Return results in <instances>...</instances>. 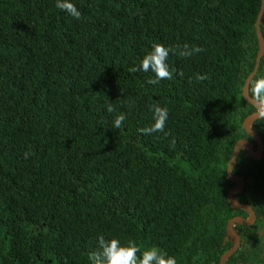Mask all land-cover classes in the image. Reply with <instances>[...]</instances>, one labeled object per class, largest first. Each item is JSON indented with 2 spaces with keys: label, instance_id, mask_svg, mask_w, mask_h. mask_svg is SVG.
Returning a JSON list of instances; mask_svg holds the SVG:
<instances>
[{
  "label": "trees",
  "instance_id": "1",
  "mask_svg": "<svg viewBox=\"0 0 264 264\" xmlns=\"http://www.w3.org/2000/svg\"><path fill=\"white\" fill-rule=\"evenodd\" d=\"M71 2L79 19L54 0H0V264H88L99 235L218 264L228 220L248 217L227 202L226 167L238 140L255 145L242 87L261 0ZM153 43L171 49L172 77L149 84L132 69ZM185 44L201 51L181 57ZM262 73L264 54L251 81ZM154 103L168 108L167 136L140 132ZM250 127L262 156L240 151L232 174L256 218L234 225L225 264H264V120Z\"/></svg>",
  "mask_w": 264,
  "mask_h": 264
},
{
  "label": "clouds",
  "instance_id": "2",
  "mask_svg": "<svg viewBox=\"0 0 264 264\" xmlns=\"http://www.w3.org/2000/svg\"><path fill=\"white\" fill-rule=\"evenodd\" d=\"M54 7L58 11L65 12L67 15L76 19H79L81 15L80 11L71 2V0H54ZM170 51L171 49L163 44L153 43L150 46V50L147 51V53L140 60L139 67L133 68L132 71L150 72L152 74V78L147 81L149 84H156L161 80L171 79L172 72L170 71L169 65L166 62ZM199 51H201L199 47H189V45L185 44L181 47L179 55L181 57L187 58ZM204 78L205 77L203 75L196 76L197 80H202ZM250 98L256 107L255 113L253 114L254 117L258 120H264V73L250 81ZM105 111L109 114L115 111L111 102L108 101V103L105 105ZM148 111L150 113L151 123L148 127L140 129V132L142 134L160 132L164 136H167L168 134L164 131V129L165 122L168 118V108L166 106H160L159 104L154 103L149 106ZM124 120L125 115L123 113L116 114L111 121L112 129H120ZM30 155V151L25 152L24 158L27 159ZM232 183L233 187L234 182ZM246 219H249V216ZM229 240L231 241L232 246L231 237H229ZM138 252H140L139 256H137ZM87 260L88 264H177L176 258L174 256L168 255L163 249L157 247H148L141 252L134 241L129 240L126 243H121L116 238L105 239L103 235L97 236L95 250L88 253Z\"/></svg>",
  "mask_w": 264,
  "mask_h": 264
},
{
  "label": "water",
  "instance_id": "3",
  "mask_svg": "<svg viewBox=\"0 0 264 264\" xmlns=\"http://www.w3.org/2000/svg\"><path fill=\"white\" fill-rule=\"evenodd\" d=\"M263 12H264V0H261L260 9H259L258 14L256 16L255 25H254L255 35H256L257 44H258V51H257L256 57H255V63H254L253 70L245 79V82H244L243 87H242L243 99L247 103L252 105L255 108V110H256V107H255L254 102L251 100V98L249 96L248 87H249V83H250L251 79L253 78L254 74L256 73V70H257L258 65H259V61L264 54V39L260 33V21H261V17L263 15ZM254 113L248 115L243 120L242 129L245 131L246 135L249 136L252 141H254L255 147L248 140H244V139L238 140L233 147L231 158L228 161V163H227L228 165L226 167V178H227V180L234 182V186L231 187L227 192V196H226L227 202H228V204L232 210L237 208V209H240V210L244 211L245 213H247L249 216V219H243L242 217L235 216V217L228 220L227 225H226V235H225L224 240L227 241V240H229V237H231L232 246L220 256L218 264H225L226 259L229 256H231L239 247V237L234 230V227H233L234 224L250 226L255 221V214L252 211V209L248 205H245V204L234 199V194L241 191V189L243 187V180L240 176H234L231 173V171L235 165L236 159L239 155V152L241 150H245L247 153V156L250 157L253 161L259 160L262 156V151H263L262 141H261L260 137L254 131H252V129L250 127V124L254 120H257L253 115Z\"/></svg>",
  "mask_w": 264,
  "mask_h": 264
},
{
  "label": "flooded vegetation",
  "instance_id": "4",
  "mask_svg": "<svg viewBox=\"0 0 264 264\" xmlns=\"http://www.w3.org/2000/svg\"><path fill=\"white\" fill-rule=\"evenodd\" d=\"M253 146L255 147V145L253 144ZM236 176H239V175H236ZM241 177V176H240Z\"/></svg>",
  "mask_w": 264,
  "mask_h": 264
}]
</instances>
